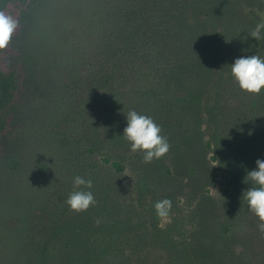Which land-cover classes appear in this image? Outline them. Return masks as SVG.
I'll return each mask as SVG.
<instances>
[{
    "label": "trees",
    "instance_id": "1",
    "mask_svg": "<svg viewBox=\"0 0 264 264\" xmlns=\"http://www.w3.org/2000/svg\"><path fill=\"white\" fill-rule=\"evenodd\" d=\"M119 1L104 30L100 22L82 69L92 80L80 106L95 121L85 125L77 155L97 203L65 211L51 229L56 248L48 245L42 264H264V240L253 227L235 231L253 218L242 201L250 186L243 181L264 159V91H242L230 73L236 58L263 56L247 35L253 23L243 13L245 0ZM30 2L0 0V11L18 22L13 38ZM11 54L12 40L0 50V139L19 107L21 68L11 65ZM129 109L162 127L171 146L165 156L145 163L142 152L130 151L122 136ZM198 149L216 153L217 163L203 162L210 185L226 181L221 195L202 190L196 172L180 182L163 178L165 166L197 161ZM121 164L131 174H119ZM172 185L183 195L168 198L169 222L159 226L153 205ZM139 207L156 216L150 230Z\"/></svg>",
    "mask_w": 264,
    "mask_h": 264
},
{
    "label": "rangeland",
    "instance_id": "2",
    "mask_svg": "<svg viewBox=\"0 0 264 264\" xmlns=\"http://www.w3.org/2000/svg\"><path fill=\"white\" fill-rule=\"evenodd\" d=\"M119 4V0H31L21 14L10 57L11 65L21 68L19 107L0 139V264H42L48 245L56 248V238L50 241L51 229L70 211L65 200L73 190V177L85 175L82 168L79 171L77 150L85 125L95 121L92 112L84 114L80 106L82 91L92 80L82 69L91 42L107 24V11ZM242 10L254 28L264 19V0H245ZM101 21H105L102 28ZM259 43L264 56V39ZM207 151L209 157L198 149L199 161L185 158L165 166L163 178L180 182L196 172L204 179L202 190L211 187L212 194L221 195L226 181L220 178L210 185L203 159L216 163L217 159L214 151ZM116 168L119 174H131L127 164ZM160 195L177 201L183 194L172 185L164 186ZM137 209L150 230L149 223L156 216ZM159 220L163 227L169 222L168 217ZM156 221L153 224L158 227ZM245 223L235 231L243 232L245 225H251L256 238L264 240L258 217L253 215Z\"/></svg>",
    "mask_w": 264,
    "mask_h": 264
},
{
    "label": "clouds",
    "instance_id": "3",
    "mask_svg": "<svg viewBox=\"0 0 264 264\" xmlns=\"http://www.w3.org/2000/svg\"><path fill=\"white\" fill-rule=\"evenodd\" d=\"M17 27V20L0 11V50L9 46ZM247 35L258 42L264 39V19ZM230 73L242 91L257 95L264 91V56L255 54L238 57L230 65ZM126 121L122 136L129 143L130 151L143 153L145 163L158 160L169 152L170 143L162 135V127L151 116L129 109ZM243 182L250 186L243 190L242 201H245L248 210L258 217V228L264 232V159L256 160V168L247 171ZM72 186L73 190L65 200L70 210L87 211L97 203L92 179L76 175L72 179ZM153 207L158 217L167 218L172 209V201L164 198L156 201Z\"/></svg>",
    "mask_w": 264,
    "mask_h": 264
}]
</instances>
